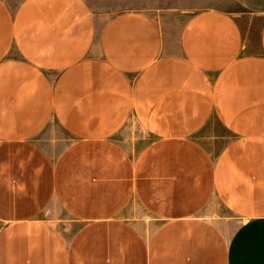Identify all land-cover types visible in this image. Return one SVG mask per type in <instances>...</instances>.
<instances>
[{"label":"crops","instance_id":"obj_1","mask_svg":"<svg viewBox=\"0 0 264 264\" xmlns=\"http://www.w3.org/2000/svg\"><path fill=\"white\" fill-rule=\"evenodd\" d=\"M232 1L175 33L143 10L0 0V264H264V0ZM51 123L73 141L55 158L35 141ZM131 126L152 137L137 155L115 140ZM51 204L79 224L69 246Z\"/></svg>","mask_w":264,"mask_h":264},{"label":"rangeland","instance_id":"obj_2","mask_svg":"<svg viewBox=\"0 0 264 264\" xmlns=\"http://www.w3.org/2000/svg\"><path fill=\"white\" fill-rule=\"evenodd\" d=\"M8 1L17 2L18 0ZM85 2L92 11L104 17L130 9L149 12L155 16L165 31L175 33L184 25L187 18L198 10L206 8H222L230 11L241 10L232 0H85ZM115 140L128 153L137 155L152 140V137L139 127L131 126L120 132ZM228 140V134L214 122L210 124L205 134L199 139L210 153H217ZM35 141L53 158L73 142L72 138L62 132L54 123H51L50 126L38 134ZM125 216L145 233H150L154 228L155 222L150 221L138 205L131 210L128 209ZM42 217L56 227L63 235L66 245L69 246L71 237L77 231L79 224L71 219L64 210L53 204L42 213ZM214 217V219H220L217 216ZM227 229L224 225V230Z\"/></svg>","mask_w":264,"mask_h":264}]
</instances>
